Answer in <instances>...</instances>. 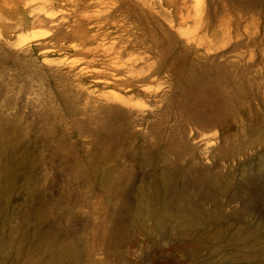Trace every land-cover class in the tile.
I'll use <instances>...</instances> for the list:
<instances>
[{
    "label": "rangeland",
    "instance_id": "1",
    "mask_svg": "<svg viewBox=\"0 0 264 264\" xmlns=\"http://www.w3.org/2000/svg\"><path fill=\"white\" fill-rule=\"evenodd\" d=\"M213 2L210 33L225 29L228 36L215 40L209 53L196 48L189 64L162 69L156 83L141 84L140 90L159 89L157 103L101 87L104 78L95 76L104 65L91 55L86 27L69 33L49 55L35 44L28 53L34 42L21 49L23 62L47 75L51 93L35 84L20 91L14 60L0 64V264H35L53 247L66 245L71 264H264V140L259 139L264 131V0ZM47 31L33 28L5 39L15 49ZM207 66H221L231 82L224 84L226 93L236 86L245 99L231 105L234 115L219 126L208 122L212 127L204 134L213 141L208 153L178 160L168 148L176 138L187 139L183 117L207 114L188 75ZM66 84L90 100L113 91L139 112L158 105L161 122L153 131L123 139L115 151L100 142L107 138L104 131L96 136L80 129L95 119L98 104L73 96L64 101ZM248 96L254 98V111L242 114L248 111ZM173 170H187L189 176L171 178L169 184L178 188L169 203L183 204L202 218L217 217L210 225L215 242L194 243L156 228L151 193ZM255 172L261 173L255 182L241 185ZM102 174L108 175L105 183ZM204 178H216L220 188L197 185ZM225 183L231 185L228 191H222ZM233 190L236 200H231ZM246 237L249 243H236Z\"/></svg>",
    "mask_w": 264,
    "mask_h": 264
},
{
    "label": "bare ground",
    "instance_id": "2",
    "mask_svg": "<svg viewBox=\"0 0 264 264\" xmlns=\"http://www.w3.org/2000/svg\"><path fill=\"white\" fill-rule=\"evenodd\" d=\"M213 4V0H208L206 4H190L187 0H0V64L5 66L8 61L14 60V78L20 91L24 84H35L43 92L51 93V82L47 75L25 64L22 60L25 52L21 49L25 43L34 42L28 53L34 52L32 45L35 44L41 53L49 55L69 33L77 31L80 34V29L86 27V44L92 47L91 55L99 57L104 65L103 70L95 76L104 78L101 87L124 94L144 95L157 103L158 97H162L159 89L140 90L141 84L156 83L162 69L172 71L177 66L187 65L196 54V48H203L209 53L216 45L215 40L228 36L225 29L213 35L210 33V12L215 8ZM191 26L193 30H190ZM33 28H46L48 31L17 43L15 49L5 39ZM209 38L212 40L209 41ZM180 43L184 46H178ZM196 72L198 74L192 68L188 78L197 88L199 104L207 114H186L183 117L187 139L180 142L176 138V142L168 148L170 152H177L178 160L185 157L191 159L199 151L208 153L213 144L204 134L212 127L208 122L214 121L219 126L227 116L234 115L231 105L245 99L236 86H231L234 89L226 93L224 84L231 82L221 66H207ZM54 81L61 87L60 79ZM213 83L216 85L212 86ZM65 87L62 95L64 101L73 100V96L83 97L80 99L83 102L94 101L98 104L94 107L95 119L89 118L80 129L83 132L89 130L96 136L104 131L107 138L99 139L100 142L103 145L109 143L115 151L121 147L123 139L135 133L153 131L161 122L162 112L158 105L154 109L139 112L136 111L137 106H130L113 91L101 94L98 100H90L88 96L74 93L71 86L66 84ZM253 101L252 96L247 97L248 111L242 109V114L254 111ZM102 113L103 117H100ZM259 139L264 140V131ZM196 143L200 145L196 146ZM114 157L117 159L116 155ZM180 174L189 176L187 170L166 172L152 190L156 228L159 231L169 229L177 237L190 242L213 243L217 240V234L210 229V225L217 222V217L202 218L196 210L183 204L174 206L169 203L170 193L176 194L178 188L171 186L170 180ZM260 174L255 172L247 176L241 180V185L248 186L255 182ZM106 177L108 175L102 174L101 181L105 183ZM215 180L204 178L197 185L216 191L220 186ZM230 188L231 185L225 183L222 191ZM236 199L238 195L233 190L231 200ZM247 239L236 243H249ZM71 260V248L66 245L53 247L47 256L37 259L35 264H71Z\"/></svg>",
    "mask_w": 264,
    "mask_h": 264
}]
</instances>
